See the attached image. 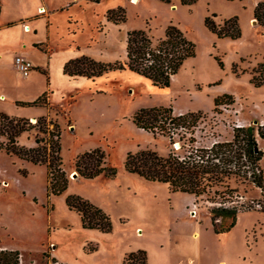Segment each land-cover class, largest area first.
Instances as JSON below:
<instances>
[{
    "label": "rangeland",
    "instance_id": "rangeland-1",
    "mask_svg": "<svg viewBox=\"0 0 264 264\" xmlns=\"http://www.w3.org/2000/svg\"><path fill=\"white\" fill-rule=\"evenodd\" d=\"M11 1L17 9L25 8L23 0H18L19 4L17 0H3L0 52L5 55L0 63V93L5 96L0 95V112L15 115L27 112L15 99H35L49 87L47 76L34 65L41 60L45 63L44 56L36 48L20 46L31 37L43 38L44 22L38 21L36 35L30 32L22 36L20 28L2 26L13 14ZM121 1L126 5L124 24L107 29L100 21L96 25L99 43L88 42L101 48L97 58L125 59L126 30L143 28L157 40L169 24L194 43L195 55L183 62L166 88L154 86L128 69L109 71L94 80L74 77L79 80L65 83L58 61L53 62L50 70L57 96L49 93L51 104L44 113L61 128V156L68 186L60 195H48L45 171L41 170L44 166L37 165L28 175L24 161L1 151L0 248L18 250L20 264H117L119 250L130 247V252H135L145 250L141 246L146 245L158 250L163 247L164 264H189L193 252L199 254L202 264H220L221 260L225 264H264V195L259 188L239 184L243 195L239 202L253 200L260 208L239 212L230 231L216 233L211 217L206 216L212 204L205 196L195 198L186 209L184 196L189 193H173L167 184L145 180L124 166L128 152L151 149L166 156L170 151L180 153L181 144L209 146L216 140H229L236 124L248 125L253 120L264 123V84L256 87L250 81L253 68L264 57V27L253 21L255 6L261 0H196L191 4L181 0ZM233 16L238 18V38H219L204 23L206 17L218 24ZM60 42L55 46L65 49L66 44ZM41 48L50 47L44 42ZM21 53L33 64L27 76L15 68L14 57ZM222 94L230 97L215 106L214 98ZM55 97L58 101L53 100ZM231 98L233 102L228 103ZM154 106H171L174 115L187 111L201 114L193 128L179 130L170 143L168 137L154 136L131 120L136 110ZM35 133H21L19 143L28 147ZM259 147L264 150V142L259 141ZM94 148L105 151L107 164L116 166L117 174H100L93 179L73 177L76 157ZM261 166L264 169V155ZM69 195L88 199L110 216L112 231L101 233L109 235L111 243H102L100 233L82 227L78 213L66 204ZM228 220L220 218L219 223ZM116 239L122 242L120 246ZM56 257L67 263H54L52 258Z\"/></svg>",
    "mask_w": 264,
    "mask_h": 264
},
{
    "label": "trees",
    "instance_id": "trees-1",
    "mask_svg": "<svg viewBox=\"0 0 264 264\" xmlns=\"http://www.w3.org/2000/svg\"><path fill=\"white\" fill-rule=\"evenodd\" d=\"M195 1L181 0V3L191 4ZM105 18L114 24L124 23L126 9L123 6L110 8L106 10ZM253 18L255 23L264 27V0L256 4ZM204 23L219 38L240 36L236 16L224 19L218 24L212 17H206ZM34 46L40 47L39 44ZM194 55V43L173 24L167 25L163 37L157 40H153L146 29L136 28L126 32L125 59L103 62L83 54L66 61L63 73L70 77L83 76L94 80L109 71L128 69L151 81L154 86L166 88L183 62ZM40 70L47 76L49 84L48 72ZM250 81L256 87L264 84V57L263 62L253 68ZM49 93L47 90L33 100H15V103L25 107L48 108L51 104ZM227 97L230 95H217L214 98V105L227 102L224 99ZM228 101L232 103L233 99ZM200 114V111H187L174 115L171 106L142 107L132 114L131 120L138 128L154 136L157 134L166 136L170 143H173L174 135H179V130L193 128ZM32 130L36 131L34 146L21 145L19 143L21 133ZM60 137L59 123L47 115H41L31 123L27 117L0 112V152L5 151L20 160L44 166L48 195H60L66 190L69 182L63 168ZM259 141L264 142V123L253 120L248 125L236 124L231 139L216 140L209 146L181 144L180 153L170 151L166 156L151 149L128 152L125 155L124 166L127 172L137 174L145 180L167 184L171 192H186L196 199L205 196L212 204L208 210L214 231L228 232L234 227L239 212L260 208V204H254L253 200L250 203L246 200V203L243 200L239 202V198L243 197L240 195L239 184H250L259 188L264 195V169L261 166L264 150L259 147ZM74 166L77 174L85 179H93L100 174L107 177H114L117 174V167L107 164L105 151L101 148L80 154L76 157ZM243 191L246 192L245 189ZM66 204L69 209L78 213L83 228L101 232L112 231L110 216L95 203L80 195H69ZM220 218L229 220L220 224ZM19 255L16 249L1 247L0 264H20ZM52 260L54 263L57 261L55 258ZM123 262L147 264L146 251L130 252L124 256Z\"/></svg>",
    "mask_w": 264,
    "mask_h": 264
},
{
    "label": "crops",
    "instance_id": "crops-1",
    "mask_svg": "<svg viewBox=\"0 0 264 264\" xmlns=\"http://www.w3.org/2000/svg\"><path fill=\"white\" fill-rule=\"evenodd\" d=\"M127 2L131 4L129 0H127ZM14 4L15 3L11 1L10 5H12L13 14L7 19L5 23H3L2 26H5L6 28H16V27L20 28V32L22 36L30 32H33V34L36 35L38 34V28H39L38 21L42 20L44 22L43 23L45 25L43 29L44 37L43 38L31 37L28 41L26 42L23 41L20 46L22 47L29 46L31 48H36L38 49L40 54L44 56L45 63L41 60V61H36L34 65L35 67L44 69L48 72V77H49L48 87L50 94L54 95L56 88L54 83V78L52 77L50 70L51 64H54L56 61H58L59 63L61 69V78L65 83H70L73 80H79L63 73V65L66 61L70 59L85 54L98 61H103V62L114 61V60H103L97 58V53L100 52L101 48L90 46L88 45V42L90 41L95 44L99 43L98 41H100V38L96 32V25L100 21L103 22L102 25H105L107 29L109 28L111 29L112 26L120 27L122 24H124V23L114 24L112 22L107 21L105 18V12L106 10L110 8H115L117 6L126 7L125 1L122 2L121 0H100L99 2H93L89 0H23L22 4L25 7L23 10L17 9ZM2 11H3V0H0V14L2 13ZM26 26L30 28L29 31L24 30ZM127 31L128 30H126V32ZM59 40L61 41L60 42L61 45L66 44L65 49L58 50V47L55 46V44L59 45L58 43ZM44 42H47L51 49L41 48ZM35 44H39L40 47L34 46ZM124 49H125V45H124ZM3 52H0V63L2 62V59L5 55ZM20 55L27 58V54L21 53ZM124 55H125V50L122 57H124ZM77 77L86 78L83 76H77ZM42 90L43 89H41V92ZM0 95H4V94L0 93ZM33 99L34 98L26 99V100H33ZM15 100H25V99H15ZM53 100L58 101L56 97L53 98ZM35 108L37 110H34ZM23 110L27 112L26 113L17 112L15 115L14 114L13 115L27 117V118H34V117H39L41 115H45L46 113L44 112L47 111L45 107H37V106L24 107ZM31 146H34L33 140L30 144H28V147ZM24 163L25 165L23 167H25V169L28 171V175L33 174V172L37 169L35 168L37 166L35 164H32L27 161H24ZM41 168H42L41 170L45 171V175H46L45 168L44 167ZM75 178H80V176L77 174ZM45 183L47 184V175H46ZM194 199L195 198L193 195L192 197L189 194H186V196H184L186 209H188L189 205L194 202ZM206 216L207 217L210 216L209 211ZM185 217L187 218L188 216L185 215ZM90 230L100 233V237H101L100 240L102 243H111L109 235L103 234L101 233V231L96 229H90ZM194 235H197L199 237L200 232L198 230H195ZM115 241L118 240L116 239ZM159 241L162 240L160 239ZM121 243L122 242L118 241L119 246L121 245ZM160 245L162 246V244ZM141 247L146 250L147 264H164L162 260L164 254L163 247L162 248L160 247L159 250L156 249V247L149 248L147 247V245ZM131 249L133 248L129 247L127 250L118 251V256L116 257L117 264H124L123 262L124 256L127 253H129ZM153 252H155V254H153ZM50 255L51 257L54 256V253L51 250H50ZM198 258H199V254L197 252H193L189 256L188 259L189 264H202ZM56 259L63 263H67L57 257ZM220 264H225V261L221 260Z\"/></svg>",
    "mask_w": 264,
    "mask_h": 264
},
{
    "label": "built area",
    "instance_id": "built-area-1",
    "mask_svg": "<svg viewBox=\"0 0 264 264\" xmlns=\"http://www.w3.org/2000/svg\"><path fill=\"white\" fill-rule=\"evenodd\" d=\"M14 64L17 71L21 72L24 76H27L33 69L31 61L22 55H16L14 57ZM191 214H196V211L193 208L191 209Z\"/></svg>",
    "mask_w": 264,
    "mask_h": 264
},
{
    "label": "water",
    "instance_id": "water-1",
    "mask_svg": "<svg viewBox=\"0 0 264 264\" xmlns=\"http://www.w3.org/2000/svg\"><path fill=\"white\" fill-rule=\"evenodd\" d=\"M254 20V22H255V18H253ZM77 176V172L75 171L74 173H73V177H76Z\"/></svg>",
    "mask_w": 264,
    "mask_h": 264
},
{
    "label": "bare ground",
    "instance_id": "bare-ground-1",
    "mask_svg": "<svg viewBox=\"0 0 264 264\" xmlns=\"http://www.w3.org/2000/svg\"><path fill=\"white\" fill-rule=\"evenodd\" d=\"M131 1H132V2H137L138 0H131ZM41 11H42V10H41ZM41 11H40V12H41ZM71 172H73V171H70V173H71Z\"/></svg>",
    "mask_w": 264,
    "mask_h": 264
}]
</instances>
